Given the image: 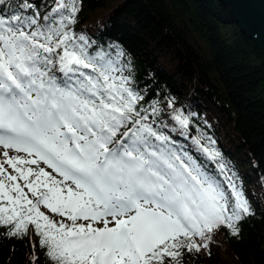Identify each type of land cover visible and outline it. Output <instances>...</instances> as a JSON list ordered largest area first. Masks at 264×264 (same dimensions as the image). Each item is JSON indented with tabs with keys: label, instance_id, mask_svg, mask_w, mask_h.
I'll list each match as a JSON object with an SVG mask.
<instances>
[{
	"label": "snow or ice",
	"instance_id": "snow-or-ice-1",
	"mask_svg": "<svg viewBox=\"0 0 264 264\" xmlns=\"http://www.w3.org/2000/svg\"><path fill=\"white\" fill-rule=\"evenodd\" d=\"M81 2L53 0L41 23L32 0H0L5 236L31 226L49 264H183L216 230L238 237L255 211L215 141L191 135L195 114L174 98L138 86L121 49L77 34Z\"/></svg>",
	"mask_w": 264,
	"mask_h": 264
},
{
	"label": "trees",
	"instance_id": "trees-1",
	"mask_svg": "<svg viewBox=\"0 0 264 264\" xmlns=\"http://www.w3.org/2000/svg\"><path fill=\"white\" fill-rule=\"evenodd\" d=\"M32 2L43 23L53 0ZM78 7L77 34L121 49L138 86L150 81L148 87L174 98L178 109L194 113L191 135L215 141L255 211L241 223L238 237L216 230L209 248L185 254L183 264H222L219 252L231 255L234 264H264V58L255 44L219 0H82ZM178 142L191 149L190 140ZM197 158L220 175L211 162ZM0 264L49 261L31 226L19 239L6 237L0 227Z\"/></svg>",
	"mask_w": 264,
	"mask_h": 264
},
{
	"label": "water",
	"instance_id": "water-1",
	"mask_svg": "<svg viewBox=\"0 0 264 264\" xmlns=\"http://www.w3.org/2000/svg\"><path fill=\"white\" fill-rule=\"evenodd\" d=\"M264 58V0H219Z\"/></svg>",
	"mask_w": 264,
	"mask_h": 264
},
{
	"label": "rangeland",
	"instance_id": "rangeland-1",
	"mask_svg": "<svg viewBox=\"0 0 264 264\" xmlns=\"http://www.w3.org/2000/svg\"><path fill=\"white\" fill-rule=\"evenodd\" d=\"M0 151H2V150H0ZM10 155H15V153L10 152ZM33 167H35V166H33ZM41 167H43V166H41ZM9 171H11V169H9ZM30 238H32L31 235H30ZM218 255H219V258H220L222 264H234L231 255H229L228 253L219 252Z\"/></svg>",
	"mask_w": 264,
	"mask_h": 264
}]
</instances>
